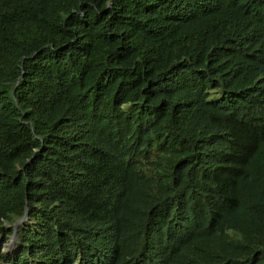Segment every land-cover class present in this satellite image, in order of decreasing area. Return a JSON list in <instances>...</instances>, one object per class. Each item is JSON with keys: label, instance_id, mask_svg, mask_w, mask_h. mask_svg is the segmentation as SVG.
<instances>
[{"label": "trees", "instance_id": "16d2710c", "mask_svg": "<svg viewBox=\"0 0 264 264\" xmlns=\"http://www.w3.org/2000/svg\"><path fill=\"white\" fill-rule=\"evenodd\" d=\"M0 264H264V0H0Z\"/></svg>", "mask_w": 264, "mask_h": 264}, {"label": "clouds", "instance_id": "9594fccd", "mask_svg": "<svg viewBox=\"0 0 264 264\" xmlns=\"http://www.w3.org/2000/svg\"><path fill=\"white\" fill-rule=\"evenodd\" d=\"M25 216H26V215H25ZM24 218H25V217H24ZM24 218L15 224L16 227H17L18 225H20V224L23 222ZM15 225H14V226H15ZM16 227H14V232H15V233H16ZM13 235H14V234H13ZM12 237H13V236H12ZM15 240H16V238H15ZM15 240H14V241H13V240L10 241V244L6 246V249H8V248H9V247L15 242Z\"/></svg>", "mask_w": 264, "mask_h": 264}, {"label": "water", "instance_id": "95a60500", "mask_svg": "<svg viewBox=\"0 0 264 264\" xmlns=\"http://www.w3.org/2000/svg\"><path fill=\"white\" fill-rule=\"evenodd\" d=\"M14 227H16V225L14 226ZM13 241L15 240V238H16V233L14 232V235H13Z\"/></svg>", "mask_w": 264, "mask_h": 264}, {"label": "rangeland", "instance_id": "374dc122", "mask_svg": "<svg viewBox=\"0 0 264 264\" xmlns=\"http://www.w3.org/2000/svg\"><path fill=\"white\" fill-rule=\"evenodd\" d=\"M13 238H14V237H12L10 241H12V240H13ZM4 249L6 250V247H5Z\"/></svg>", "mask_w": 264, "mask_h": 264}]
</instances>
